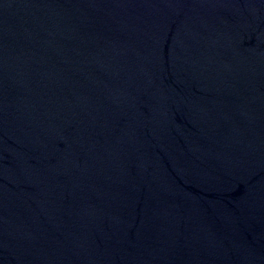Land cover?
<instances>
[{"label":"water","instance_id":"water-1","mask_svg":"<svg viewBox=\"0 0 264 264\" xmlns=\"http://www.w3.org/2000/svg\"><path fill=\"white\" fill-rule=\"evenodd\" d=\"M0 264H264V0H0Z\"/></svg>","mask_w":264,"mask_h":264}]
</instances>
